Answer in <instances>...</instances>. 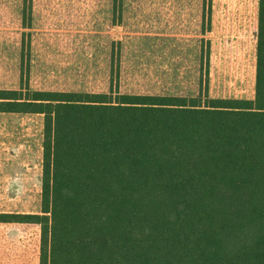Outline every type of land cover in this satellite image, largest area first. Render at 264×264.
I'll list each match as a JSON object with an SVG mask.
<instances>
[{"label": "trees", "instance_id": "1", "mask_svg": "<svg viewBox=\"0 0 264 264\" xmlns=\"http://www.w3.org/2000/svg\"><path fill=\"white\" fill-rule=\"evenodd\" d=\"M126 1L0 0L19 81L0 87V112L43 115L40 210L0 223L39 226V264H264V0H199L191 94L123 89L131 35L162 32ZM219 24L245 64L237 96L215 95ZM65 42L110 50L105 91L31 87L32 49Z\"/></svg>", "mask_w": 264, "mask_h": 264}, {"label": "rangeland", "instance_id": "2", "mask_svg": "<svg viewBox=\"0 0 264 264\" xmlns=\"http://www.w3.org/2000/svg\"><path fill=\"white\" fill-rule=\"evenodd\" d=\"M126 3L132 17L133 13L145 12L140 13L143 21L153 27L147 25L146 29L162 32L160 40L159 35H131V46L124 49L123 89L137 93H193L199 76V42H195L200 37L199 0H173L160 8L163 11L149 2L141 6L130 5L129 0ZM4 5L0 4V12H9ZM60 8L74 12L75 7ZM57 9L53 12H60ZM214 31L211 74L215 95L237 96L248 86V78L238 73L245 64L231 53L220 24ZM14 36L10 28L0 29V87L19 85ZM246 42L250 44L248 37ZM63 44L67 47L32 49L31 87L105 91L110 50L92 47L90 44L95 43L91 42ZM42 143L43 115L0 112V212L40 210ZM39 243L38 225L0 223V264H39Z\"/></svg>", "mask_w": 264, "mask_h": 264}]
</instances>
